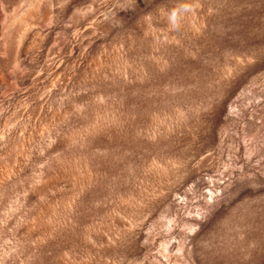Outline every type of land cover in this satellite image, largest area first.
<instances>
[{"label": "rangeland", "instance_id": "374dc122", "mask_svg": "<svg viewBox=\"0 0 264 264\" xmlns=\"http://www.w3.org/2000/svg\"><path fill=\"white\" fill-rule=\"evenodd\" d=\"M0 0V264H264V0Z\"/></svg>", "mask_w": 264, "mask_h": 264}, {"label": "clouds", "instance_id": "9594fccd", "mask_svg": "<svg viewBox=\"0 0 264 264\" xmlns=\"http://www.w3.org/2000/svg\"><path fill=\"white\" fill-rule=\"evenodd\" d=\"M194 11L195 4L192 0H183V2L177 4L167 14L169 29L172 31H179L185 16Z\"/></svg>", "mask_w": 264, "mask_h": 264}]
</instances>
